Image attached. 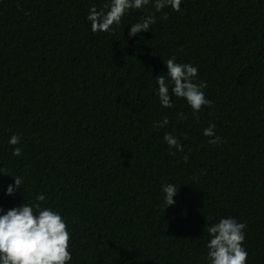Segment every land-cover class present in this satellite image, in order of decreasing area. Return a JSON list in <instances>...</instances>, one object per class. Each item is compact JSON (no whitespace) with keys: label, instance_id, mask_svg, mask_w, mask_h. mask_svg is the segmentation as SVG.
I'll use <instances>...</instances> for the list:
<instances>
[{"label":"trees","instance_id":"trees-1","mask_svg":"<svg viewBox=\"0 0 264 264\" xmlns=\"http://www.w3.org/2000/svg\"><path fill=\"white\" fill-rule=\"evenodd\" d=\"M106 3L0 0V215L23 203L60 214L69 264H210L207 227L231 217L246 225L247 264H264V0L161 12L150 0L93 33L90 9ZM171 57L198 69L211 107L194 113L175 96L162 107L156 77L171 95ZM213 124L216 145L203 135ZM13 177L23 183L9 196Z\"/></svg>","mask_w":264,"mask_h":264},{"label":"clouds","instance_id":"clouds-1","mask_svg":"<svg viewBox=\"0 0 264 264\" xmlns=\"http://www.w3.org/2000/svg\"><path fill=\"white\" fill-rule=\"evenodd\" d=\"M156 12H161L166 6L174 11L180 10L182 0H152ZM150 0H110L103 8L97 10L95 6L90 9L87 19L91 22V30L97 32H114V25L118 27L122 18L130 10H140L149 5ZM105 9H108L105 11ZM167 14L165 13V18ZM156 22L151 15L142 22L131 26L129 35L135 37L139 33L148 32L150 26ZM167 78L172 83L171 95L168 80L165 76L156 77L158 96L162 107L172 108L171 96L185 99L194 113H198L204 106L211 107L212 101L206 99L202 89L206 84H196L193 81L198 75V69L191 64H179L175 57L166 61ZM169 123L165 117L160 126ZM215 125H210L203 132L209 137V143L216 145L221 138L215 134ZM165 142L170 148L183 151L178 139L172 134H165ZM20 137L12 135L9 144L18 145ZM22 150L15 147L13 156H20ZM189 159L184 157L185 162ZM15 187L9 185L7 194L13 195L17 188H21V177H13ZM162 191L165 195V209L174 205V197L178 190L174 184H166ZM45 196L40 194L37 201L43 202ZM38 209V213L34 212ZM0 212L3 209L0 208ZM245 223L237 222L228 217L218 223L207 227L210 241L207 244L210 264H247L248 253L242 246L245 240ZM71 234L63 217L51 209H41L40 203L35 205L22 204L18 208L8 210L0 215V264H69L72 254L69 251Z\"/></svg>","mask_w":264,"mask_h":264}]
</instances>
